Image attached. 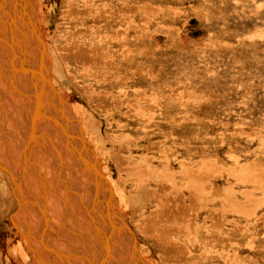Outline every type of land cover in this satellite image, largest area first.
I'll return each mask as SVG.
<instances>
[{"label":"rangeland","instance_id":"1","mask_svg":"<svg viewBox=\"0 0 264 264\" xmlns=\"http://www.w3.org/2000/svg\"><path fill=\"white\" fill-rule=\"evenodd\" d=\"M46 1H48L47 8L50 9V11L48 10L50 13L52 7H54L52 15L49 13L51 16L49 15L47 19V25L50 26L49 30L53 31V42L56 46L61 38L64 36L67 37V34L65 33H67L68 29L71 33L75 32L76 25L78 24L73 19V17L75 18L74 13H76V10H74L75 8L83 11L84 4H86L85 1H87L89 4L92 3L95 8L98 6L99 8H103L104 13H106L105 8L107 7L106 9H110L109 6L112 4L110 3L111 0H74V2L73 0ZM131 1L133 2L134 0ZM116 2L114 3L113 1L114 8L113 10L110 9V11H117L119 9V11L123 12L121 6H123L124 1H122L121 6H118ZM128 2L131 4L130 0H128ZM138 2L143 6L145 3L150 4V6L153 9L156 8L157 11L156 18L153 20L154 23L152 21V24L149 26H152L151 29L153 30L152 39L151 36H148L154 41L153 47H156V49L153 48L152 50H149V52H144L142 50V44L140 45V49L144 52V56L146 57L142 62V65L144 64L142 68L145 73L147 74L148 71H151L152 65L156 70V80L154 82V87L156 89V105L154 104L155 107L152 106L153 108H151L146 114L147 117H154H151L150 120L142 118V114H139L140 117L139 115L135 117L136 112L130 114L131 106L124 99V93L125 95L129 94V96L135 94L139 95L144 90H150L151 86L147 87V84H145V86L139 85V87H135V78L131 79L130 76L127 84L122 86L119 85L120 87H118L119 89L117 91L110 92L111 90H108L109 93H113V96L120 95L121 98L116 99L113 97V99H109L106 98V96H103L104 93H101L102 90H106L105 80L102 79L103 81L101 80L97 87L96 81L91 80L89 77H84V75L81 74L82 72H79L80 74L77 73V68L80 69L81 66L78 64L75 66L74 61L72 60H66L70 70L69 71L68 68L66 69L67 74L68 76L71 74L69 78L68 76H65V78L62 79V82L60 81L61 85H59V83L54 85L57 91L54 92V98L57 94H61L65 103L69 106H73L74 104H78V106L81 105L83 108L87 109L86 111L94 115L93 118L96 120V123H99L98 126L104 133L102 135L105 136V143L108 145V149L111 150V155L114 152V154H120L119 156H123L125 159L128 156L126 150L127 147H129V142L133 141L131 145L137 144L136 146H133L132 150V155L137 157L136 164H139L140 166L143 164L141 166L143 168H148L147 165H151L154 175L150 178V181H144L141 187L147 186L146 184L149 182L152 189L159 190L158 188L162 189L161 187L166 183L167 186H173L174 184V186L181 188L182 191H184L183 194H185L188 189L184 186L185 184L189 185L188 183L191 181H189L190 178H183V173L181 172L180 167L181 159L187 160L189 163L191 162L188 166L192 168H197V161H206L205 166L207 169L206 167V170L204 169L206 173L202 177H198L199 181L197 182V189L194 190L204 191L206 194H203V201L197 198L199 201L197 206L196 204L192 205L194 206V210L190 211V213L192 212L191 215L187 216L188 220L192 219L191 221H193L194 226L190 228L196 231V237L193 239L191 233L188 234V236L186 235L182 237V234L179 233L181 229L177 228V223L174 220H169V225L174 234L172 239L178 240V238H180L182 242L187 243L188 261L186 262V260H184L182 261L183 263L264 264V0H138ZM13 3H16L17 7L16 4L14 5ZM13 3V8H16H14V12L19 14L14 17L16 19L17 17L20 18L21 11V16L23 20L25 19L22 23L25 22L29 24L28 16L25 14L27 10H25L24 7L21 9L22 5L20 6V0H14ZM51 4L52 6H50ZM72 6L73 8H70ZM69 10L70 13L73 14L67 13ZM81 14L83 15L84 13ZM82 15H80V20L83 19L82 22L87 25H97L101 35L108 31L110 37L109 41L113 35L114 37H117V35L122 37L125 30L127 31L126 21H121L120 18L117 20L118 17L115 18L116 20L114 21V17L110 16L109 11L108 13L103 14L105 17L103 16L94 19L95 21L92 17H90L91 19H84L89 15ZM12 26L13 28L15 27L14 25ZM142 27H145V25L143 26L142 24ZM20 31H22V29H20ZM130 35L133 37L132 31L127 34V36ZM0 36L2 37V35ZM15 36L18 37V35ZM68 37L70 38L72 36L68 35ZM50 42H52V39ZM54 43L51 44L52 48H54ZM61 43L62 46L67 44L66 41ZM10 45L12 48L15 47L17 51L20 50L18 51L20 54L24 53V56L22 55V57L25 62V59H28V61L30 60L29 62H31L34 58H36V60L39 58L37 61L41 60V64L47 65L42 51L36 48H30L31 50L28 51L24 47L23 50H21L18 46H12V43ZM107 45L116 46V43L115 41L113 42L112 38L111 43H108ZM0 57L4 59L0 58V62L10 60L3 56ZM151 60L156 62V65H154ZM23 65L24 66H18V69L20 70L22 67L23 70L21 71H29L28 75L30 76H28V81L30 82L28 83V86L32 85L33 87L35 80L31 78V75L33 74L35 76V70L31 65L26 66L27 63ZM13 73V75H15L14 77L17 76V80H23L21 74H19L16 69L13 70ZM122 74L124 75V72H122ZM144 77L150 79L147 75ZM31 81H33V83ZM149 85L150 83H148V86ZM88 86L91 91L92 88H95L96 93L97 91H99V93H95L94 97L89 95L87 93V90L89 89L87 88ZM7 87L1 86L0 82V90ZM119 90L123 91L120 92ZM0 97H2L1 94ZM0 102V115L3 110L8 109L6 111L10 115L9 118H17V123L20 121L22 126L25 127L26 124H24V122H26V119L28 120L29 117L25 116V120L22 121L21 115H17V113L14 112V110L19 112V107L17 106L19 103L15 101V103H13V101L8 99H4V101L0 100ZM141 105L144 106V104ZM116 107H119L120 111L118 110L119 108L117 109ZM145 109L147 110L146 107ZM155 113L156 115H154ZM47 114L50 115L49 113ZM50 120L51 118H46L44 116L42 130L44 128L47 130L48 125L52 126L56 124L52 120L53 123L51 125V122H49ZM3 121L6 122V118L3 119ZM14 129L21 128H15L14 126L12 130L9 129L10 132L6 131L7 134L13 136V140H11L12 142L10 141L11 143L1 141L0 147L5 151H9L10 149L13 150L12 162H15L16 164L12 163L13 166L9 167V164L11 165V163L7 164V155L4 152H1L0 154V162H4V166L10 168H8L9 170L6 169L3 171L4 175L9 180V188L12 190L15 187L14 190H18V182L16 181L19 179V174L20 176H23L24 171L22 169L23 167L21 168V166H23L22 164H19V166L17 165V159L23 158L22 153L24 154L25 151L24 147H15V144L17 143L15 139L22 135V131L20 130L16 132ZM68 133L71 138L73 137L72 139L79 141L77 138L78 133H73L74 136H72L73 134H71V132L68 131ZM14 135L16 137H14ZM40 135V138L43 137L42 139H45L49 134L46 131H42ZM87 135L89 141H94V139L89 137V134ZM66 138H68V135ZM66 138H64L65 142L62 141L64 146H62V150L60 149V153L63 152L65 154L63 155L61 153V157L65 156V161H70L71 159L75 163L76 161L73 160L75 158H71L68 153L77 156L75 153H78V150L75 153L71 151V148L66 144ZM124 139L126 141H124ZM128 139L129 142H127ZM79 144L83 147L81 143ZM52 147L54 148V146ZM80 152L81 153L79 154H81V156H78L82 157L83 148ZM34 154H36V152ZM51 154L52 153H50V155ZM114 154L110 161V166L112 167L110 177L113 178L114 181L120 183V172L116 165ZM16 156L17 159H15ZM51 156H55V154H52ZM143 158L147 159L143 161ZM101 159L102 158H100V160ZM97 162H99V159ZM140 162L142 163L140 164ZM122 163L120 164L121 166ZM14 166L16 167V170L13 169ZM83 166L84 165L80 163V167L84 170L83 172L86 173L87 169ZM131 166L133 165L131 164ZM93 167L97 168L96 166ZM210 169L212 170L210 171ZM134 170H136V168H134ZM8 171L13 172L12 178L14 177V179L12 181H14V183L10 180ZM85 173H83L84 177L86 176ZM174 174L175 176H172ZM85 179L88 180V177L86 176ZM81 180L82 179H80V181ZM133 183L132 180H129L127 185L120 184L126 187V191H131L134 195H137L140 192V187H138V189L134 188L135 184ZM156 183H159L160 186ZM91 185L92 181L90 187L93 188ZM8 192L9 191L4 193V195H1L0 200L3 201L4 205L7 203L10 204L11 202V207L13 208V199ZM159 193L160 190L157 192L156 201L153 203H148V197H145V201L143 200V204L139 208H135L133 201H130L131 204L129 203L128 212L129 219L126 223L131 226L139 240L135 243L136 237L134 238L132 233L129 234L130 247L128 257L126 259L124 258V260L119 257L114 264H125V260H127V264L152 263L151 258L145 257V249H147V246L144 245L145 242L149 244L151 243L142 241L144 239L137 234L135 222L133 223L132 221V214L134 210H139L138 213H142L140 217L143 221V218L145 219V217L151 212L152 204H155L156 202V209L160 206L161 202L158 199L160 196ZM165 193L170 199L175 198V202L183 199V195H179L176 191L173 193ZM229 194L231 195L229 196ZM185 195L189 196V193H186ZM184 197L188 205L191 201L190 197ZM187 198L189 200H187ZM198 204H201L202 208H204L199 213V217L195 214V211L199 207ZM54 206H56V204H54ZM64 207L66 206L64 205ZM217 208H219L217 211H213ZM220 209L221 211H219ZM211 211L212 214L215 213L214 215L211 214L212 216L209 215V218L206 221L205 217L207 213ZM12 213L13 212L11 211V214ZM169 213L171 214V212ZM14 214L13 219L15 221L17 220V222L20 221L19 224L22 225L20 227H22L23 231H25L23 226L24 220H26L25 222L29 225L26 233L24 232V235L28 238L30 236L34 237L35 235L37 236L38 241L43 240L40 238L43 237V232L40 228V219L37 222L34 221L35 219H38V216L35 213H33L29 220L25 217L23 209L21 213L14 212ZM7 218L9 217H0V247L2 246V251L0 250V264H16V262H14L16 257L13 258L8 256V244L11 240V233L8 228L11 227L13 229L14 224H11ZM214 219L219 220L220 223L216 225V220L214 221ZM209 222L215 231H213V229L210 232L211 234H206V226L208 225L209 228ZM185 223L186 222L183 224ZM217 227H221L223 230L220 232ZM52 228L55 227L52 226ZM16 229L17 227L13 230L15 233ZM29 232L31 233L28 234ZM225 236L228 237V239ZM190 237L192 240H188ZM3 239L6 242H3ZM19 239L20 238L17 237L14 241ZM223 240L225 246H222L219 243V241ZM189 241H193V243L188 244ZM236 242L238 244H236ZM40 243L41 242H38V244ZM228 243L232 244L230 248V244ZM151 248L157 261L154 264H163V251L161 249L159 250L158 246L156 247V251L153 247ZM43 251L46 254L47 249L44 248ZM150 251L151 250H149V252ZM150 253L152 254V252ZM137 255H139L141 259L139 256L137 257ZM9 258L12 260H9ZM137 258H139V260ZM144 258H146V260ZM60 259L63 260V258ZM36 260L38 262L40 261V264H43L39 257H36ZM28 261L30 262L28 264H33L35 259H28ZM169 261L170 260H168V262ZM24 264L27 263L24 262Z\"/></svg>","mask_w":264,"mask_h":264},{"label":"bare ground","instance_id":"2","mask_svg":"<svg viewBox=\"0 0 264 264\" xmlns=\"http://www.w3.org/2000/svg\"><path fill=\"white\" fill-rule=\"evenodd\" d=\"M14 0H0V35H2V37L0 36V56H3L4 58L6 57L7 59H10L9 61H2L0 62V82H1V86H8L7 88H3V90H0V94L2 97H0L2 101H4V99H8L10 101H13V103L17 102L19 103V105L17 104V106L19 107V112L15 111V113H17V115H21V120L24 121L25 120V116L29 117V112L30 111V107L32 106V104L35 105V103L37 104L40 103H44L43 106L41 105L39 107V109L41 107H43L44 111L41 109V112H46L50 114L51 120L49 122H51L52 125V120L54 122H58L59 119V123L62 124V127L64 129L67 128L69 132L72 133H78L77 138L79 139V143L82 144V148H83V156L81 157V159L84 162H80L81 164H83L85 167L86 166H99L102 167L100 169H102L103 171L107 172V175L110 177V171H111V166H110V161H111V157L113 158V154L111 155V150L108 149V145L105 143L106 139L102 131V129L98 126L99 123H96V120L93 118L94 115H92L90 112L86 111L87 109L83 108L81 105L78 106V104H74L73 106H69L68 104L65 103L64 98L62 97L61 94H57L54 98V92L56 91L55 88V84L61 85L62 79L65 78V76H68L67 74V68L69 70V65L67 64L66 60H72L74 61L75 66H77V64L80 67V69H78L77 67V73L82 72L81 74L84 75V77H89L91 80L96 81L97 83V87L99 86V83L101 82V80H105L106 82V90H100L101 93H104L103 96H106V98L109 99H113V97H115L116 99H120V95H116L113 96V93H109L108 90L112 91H117L120 87L119 85H126L127 82L130 79L135 78V87H139L140 86H145V84H147V87H150V90H144L142 91V93H140L139 95L135 94L132 96L125 95L124 93V99L125 101L128 102V104L131 106V113L130 114H134V112H136V116L139 114H142L143 117L142 118H146V120H150L151 117L154 116H150L147 117L146 114L150 111L151 108H153L152 106H154V104L156 105V89L154 87V82L156 80V73H155V69L154 66L152 65L151 67V71H148V73L146 74L144 69L142 68V62L145 60V56H144V52H149V50H152L154 41H152V33L153 30L151 29V27H149L152 24V21L155 20L156 18V8H152L150 6V4L147 3H143L144 6L142 4H140L138 2V0H134L133 2L130 0L131 4H129L128 0H111L110 3H112L109 7L110 9L113 10V1L114 3L116 2L118 4V6L122 4V1H124L122 9L123 12L119 11V9L117 11H110V9H106L105 8V12L108 13V11L110 12V16L114 17V21L116 20L115 18H117V20L120 18L121 21H126L127 24V31L125 30V33L123 34V36L121 37L120 35H117V37H114V35L111 37V39L113 38V42L115 41L116 46L114 45H107L108 43H111V39L109 41V35H108V31L103 33V35H101L99 27H97V25L94 24H85L84 22H82L83 19L80 20V15H82L81 13H84L83 15H89L87 18L84 19H88L90 17L94 19H98L103 17L104 10L103 8H99L96 7L91 3H87L84 4V8L83 11L82 10H77L76 8L74 10H76V13H74L75 18L73 17V19L78 23V27L76 25V30L74 33H71L70 30L68 29L67 33V37L64 36L63 38H61L60 42H58L57 46L56 44L53 42L54 41V34H52L53 31H50L49 28L50 26L47 25V19L49 17V15L53 13V9L54 7H52L51 9V13L49 12L50 9L47 8V3L48 1L46 0H20V6L21 9L22 7H24L25 10H27V12H25L26 16H28V23H25L22 21V13L20 11V18L17 17V19L14 17L15 15L18 16L19 14L16 12H14V8H13V3ZM90 1V0H89ZM74 2V0H73ZM94 2V1H92ZM121 2V3H120ZM17 3V2H16ZM15 3V4H16ZM109 3V4H110ZM133 3V4H132ZM14 4V3H13ZM14 4V5H15ZM106 4V5H109ZM116 5V4H115ZM52 6V4L50 5ZM17 7V4H16ZM70 8H73L70 7ZM16 9V8H15ZM23 9V10H24ZM20 10V9H19ZM49 10V11H48ZM17 11V10H16ZM82 11V12H81ZM19 12V11H18ZM67 12V11H66ZM73 12V11H72ZM50 13V14H49ZM70 13V10L69 12ZM18 14V15H17ZM73 14V13H70ZM78 14V16H77ZM50 15V16H51ZM82 15V16H83ZM91 15V16H90ZM24 16V15H23ZM65 16V15H64ZM69 16V14H68ZM109 16V15H108ZM105 17V16H104ZM22 19V20H20ZM91 19V18H90ZM51 20V19H50ZM95 21V20H94ZM104 21V20H103ZM154 23V21H153ZM121 24V23H120ZM145 25V27H142ZM14 25L15 27L13 28ZM88 26V27H87ZM101 28V27H100ZM130 28V29H129ZM20 29H22V31H20ZM58 30V29H57ZM109 30V29H108ZM123 30V29H122ZM13 31V32H12ZM50 31V32H49ZM133 32V37L132 35L127 36V34L129 32ZM69 32V33H68ZM156 32V31H155ZM14 34V35H13ZM156 34V33H155ZM15 35H18L15 36ZM58 35V34H57ZM68 35H71L72 37H68ZM8 40H6L4 37ZM53 36V37H52ZM151 36V39L148 37ZM49 37V38H48ZM21 38V39H19ZM52 39V42H50ZM66 41L67 44H65L64 46H62L61 42ZM12 43V46H18L21 50H23V47L26 48L28 51H30V48H36L40 51H42L44 58H45V62L47 63V65L45 64H41L39 60V58L36 60V58H34L31 62L28 61V59H25L26 62L24 61L22 55L24 54H20L18 51L20 50H16L15 47L12 48L10 44ZM54 43V48L51 47V44ZM142 44L143 46V51L140 49V45ZM17 47V49H18ZM111 49V50H109ZM147 49V50H146ZM156 49V47L154 48ZM64 50V52H63ZM24 52V51H23ZM59 52V53H58ZM31 53V52H30ZM41 53V54H42ZM110 53V54H109ZM34 54V53H33ZM152 54V53H151ZM147 55V54H146ZM153 55V54H152ZM24 56V55H23ZM39 57V56H38ZM2 58V57H0ZM26 58V57H25ZM29 58V56H28ZM3 59V58H2ZM4 60V59H3ZM16 62V64H15ZM151 62L156 65V62L152 61ZM26 66L31 65L32 68H34L35 70V76L32 74L31 78L35 80L33 88H34V92H35V96L33 97H27L26 100L23 97V99L18 98L17 96V91L16 93H14V89H16L17 86L15 83V79L16 77H14L15 75H13V70L16 69L17 72L19 74H21L22 76V81L18 80L21 84H23L25 87H28V83L30 81L28 76V70L27 71H21L23 70L22 67L19 70L18 66L23 64H26ZM40 63V64H39ZM148 63V62H147ZM70 64V62H69ZM149 64V63H148ZM151 64V63H150ZM44 65V66H42ZM30 66V67H31ZM148 66V65H147ZM29 67V68H30ZM146 67V66H145ZM64 68V69H63ZM7 70V71H6ZM30 70V69H29ZM149 70V69H148ZM70 71V70H69ZM10 74H9V73ZM21 72V73H20ZM34 72V71H33ZM41 72V73H40ZM43 72V73H42ZM122 72H124V75L122 74ZM147 72V71H146ZM80 74V73H79ZM9 75V76H8ZM71 74H69L70 76ZM145 75H147L150 79L144 77ZM68 76V78H69ZM25 78V79H24ZM40 78V79H39ZM72 78V77H71ZM39 79V80H38ZM15 80V81H14ZM102 80V81H103ZM61 81V82H60ZM33 83V81H31ZM55 82V83H54ZM48 85H47V84ZM148 83H150V85L148 86ZM43 84V92L42 94L39 93V91L41 90V86ZM18 85V83H17ZM31 85V84H30ZM32 86V85H31ZM49 86V87H48ZM104 86V85H103ZM20 87V86H19ZM18 87V88H19ZM96 87V88H97ZM17 88V89H18ZM87 88H89L87 90V93L89 95H92L94 97V94L96 93L95 88H92V91L90 90V87L88 86ZM30 89V87H29ZM28 89V90H29ZM54 89V90H53ZM63 89V88H62ZM122 89V87H121ZM23 90V89H22ZM58 90V89H57ZM60 90V89H59ZM86 90V89H85ZM2 91V92H1ZM25 91V90H24ZM120 91V90H119ZM123 91V90H121ZM120 91V92H121ZM136 91V90H135ZM5 92V93H4ZM19 92H21L19 90ZM41 92V91H40ZM27 93V92H25ZM97 93H99V91H97ZM96 93V94H97ZM121 94V93H120ZM31 95V94H30ZM99 95V94H98ZM103 98V97H102ZM105 98V99H106ZM29 99V100H28ZM57 99V101H56ZM107 100V99H106ZM105 100V101H106ZM15 101V102H14ZM25 102V103H24ZM111 102V101H110ZM1 103V102H0ZM5 103V102H3ZM2 103V104H3ZM11 103V102H10ZM12 103V104H13ZM21 103H24L23 105H21ZM113 103V102H111ZM144 104V106H142L141 104ZM11 104V105H12ZM21 105V106H20ZM100 105V104H99ZM98 107V106H97ZM145 107L147 108V110L145 109ZM155 107V106H154ZM117 108V107H116ZM119 108V107H118ZM117 108V109H118ZM133 109V110H132ZM155 109V108H154ZM8 110V109H6ZM6 110L2 111V114L0 115V142L1 141H7L8 143H11L13 140V136L10 134H7L6 131H9V129H13V128H7L9 126H7L9 123L11 124L12 127L15 126V128H22V124L20 123V121L17 123V118L15 119H10V115L8 114V112ZM33 110V108L31 109ZM120 111V108L118 109ZM133 111V112H132ZM1 112V111H0ZM35 114V113H34ZM16 115V116H17ZM41 115V114H40ZM39 117H42L40 116ZM59 115V116H58ZM152 115V113H151ZM156 115V113L154 114ZM140 117V115H139ZM6 118V122L3 121V119ZM33 118V116H32ZM44 118V117H43ZM47 118V117H46ZM57 118V119H56ZM38 119V118H37ZM63 119V121H62ZM49 120V119H48ZM38 121V120H37ZM40 121V120H39ZM23 123V122H22ZM38 123V122H37ZM41 123V121H40ZM41 125V124H40ZM38 125V127L40 126ZM156 125V124H155ZM55 126V125H54ZM26 127V125H25ZM5 129V130H4ZM39 129V128H38ZM37 129V130H38ZM45 130V128L43 129ZM87 130V131H86ZM30 131V130H29ZM40 131V130H39ZM10 132V131H9ZM42 132V131H41ZM61 134V133H60ZM64 134V133H63ZM89 137L94 139L93 145H91L90 141L88 140V135ZM40 135V134H39ZM43 135V134H42ZM65 135H67L65 133ZM74 135V134H73ZM72 135V136H73ZM33 136V135H32ZM36 136V135H35ZM41 136V135H40ZM14 137H16L14 135ZM45 137V136H44ZM63 137V136H62ZM61 137V138H62ZM65 137V136H64ZM111 137V135H110ZM24 138V137H23ZM43 138V137H41ZM47 138V140L49 139L48 136L45 137V139ZM51 138V137H50ZM60 138V139H61ZM66 138V137H65ZM71 138L68 135L69 139ZM73 138V137H72ZM71 138V139H72ZM89 138V139H90ZM70 139V140H71ZM91 139V140H92ZM20 140V139H19ZM41 140V139H39ZM44 140V139H43ZM42 140V141H43ZM65 140V139H63ZM75 140V139H74ZM11 141V142H10ZM16 141V139H15ZM67 141V140H66ZM121 141V140H120ZM124 141H126L124 139ZM123 141V142H124ZM127 142H129V139L127 140ZM126 142V143H127ZM133 142V141H132ZM132 142H129V147H127L126 152L128 153V156L124 159L123 156H119L118 154H114V159L116 161V165L119 168V172H120V183H122L123 185H127V182L130 180H132L135 184L134 188L140 187V192L137 195H134L131 191H126V187H124L122 184H120L119 182H116L113 180V178L110 177V180L108 181L109 184L107 185L109 187V189L106 188V191H115L114 194L118 193V195L120 196V198L122 199L125 198V200L128 202V204L133 201V204L135 205V208H139L142 204H143V200L145 201V197H148V203L151 202L153 203L154 201H156V195L157 192L160 190V196L158 197V199L160 200V206H158V208L156 209V202L155 204H152L151 207V212L148 214V216L145 217V219L143 218V221L140 217L141 214H139V210H134L133 214H132V221L133 223L135 222V226L137 229V234L142 237L144 240L142 241H147L150 242L146 243L144 245L147 246V249H145V257L146 258H151L152 263L154 264L156 261V256L154 255V252L152 251V248H154V250L156 251V247L158 246L159 250L161 249L163 252L162 254L164 255V260H162L164 263L163 264H186L185 262L183 263L182 261L186 260V262L188 261V247L187 243L182 242V240L180 238L177 239H172V237L174 236V234L172 233V228L170 227V221L169 220H174L177 223V228L181 229L179 231V233L182 234V237L184 236H188V234H192L193 239L196 237V234L192 228L194 224L193 221H191L192 219H187L188 215H191L190 211L194 210V204H196L199 202L197 198L199 199H203L204 195L206 194L204 193V191H194L195 189H197V182L199 181L198 177H202L206 172L205 170L207 169V167L205 166L206 161L205 160H199L197 161V168H192L189 167L188 165L191 164V162L189 163L187 160H182L181 159V172L183 173V178H190L188 184H185V188L188 189L186 193H189V196L183 194L184 191H182L181 188L176 187L171 185L167 186L166 184L163 185V187H161L162 189L158 188L159 190L156 189H152L151 184L148 182L146 185L147 186H142L144 181H150V178L153 175V169L151 167V165H147L148 168H143L141 167L139 164H136V156L132 155V150H133V146H136L137 144H133L131 145ZM45 143V142H44ZM56 143V142H55ZM68 143V141H67ZM122 143V141H121ZM4 144V143H3ZM2 144V145H3ZM47 144V143H46ZM57 144V143H56ZM1 145V146H2ZM11 145V144H10ZM19 145V144H18ZM73 145V144H72ZM5 146V145H4ZM56 146V145H55ZM76 146V145H75ZM123 146V145H122ZM127 146V145H126ZM149 146V145H148ZM12 147V146H11ZM71 147V146H70ZM125 147V146H124ZM146 147V146H145ZM144 147V148H145ZM183 147V146H182ZM9 148V147H8ZM113 148V147H112ZM147 148V147H146ZM7 149V147H6ZM59 149V148H57ZM122 149H126V148H122ZM29 150V148H28ZM39 150V149H38ZM43 150V148H42ZM73 152H76L78 149L76 147H72V149H70ZM92 150V152H91ZM114 150V148H113ZM145 150V149H144ZM27 151V150H26ZM61 151V150H60ZM116 151V150H115ZM121 151V150H120ZM148 151V150H147ZM1 152L6 153L7 155V164L11 163V165L9 164V167L13 166L12 163V152L13 150L10 149L9 151H5L3 150L2 147H0V154ZM16 152V151H15ZM19 152V151H17ZM21 152V151H20ZM117 152V151H116ZM115 152V153H116ZM28 153V152H27ZM35 153V152H34ZM63 153V152H62ZM81 153V152H80ZM15 154V153H13ZM20 154V153H18ZM23 154V153H22ZM29 154V153H28ZM65 154V153H64ZM77 154V152L75 153ZM122 154V152H121ZM173 154V153H172ZM17 155V154H16ZM27 155V154H25ZM36 155V154H35ZM52 155V154H51ZM62 155V154H61ZM69 156H71V158H75L72 155H70L68 153ZM67 155V156H68ZM79 155V153H78ZM81 155V154H80ZM91 155L92 160L94 159V161H98L97 165L95 163H90L89 161V157ZM126 155V154H125ZM28 156V155H27ZM34 156V155H33ZM37 156V155H36ZM40 156V155H38ZM68 156V157H69ZM148 156V155H147ZM153 156V155H151ZM156 156V155H154ZM19 157V155H18ZM65 157V156H64ZM64 157H62L63 159H65ZM78 157V156H77ZM172 157V156H171ZM27 158V157H26ZM29 158V157H28ZM61 158V157H60ZM100 158H102L100 160ZM149 158V157H148ZM152 158V157H151ZM14 159V158H13ZM15 159H17L15 157ZM33 159V158H32ZM35 159V158H34ZM38 161V158H36ZM40 159V158H39ZM46 159V158H45ZM144 159V158H143ZM147 159V158H145ZM145 159L143 161H145ZM153 159V158H152ZM0 160H1V155H0ZM18 160V159H17ZM16 160V161H17ZM23 160V159H22ZM66 160V159H65ZM74 160V159H73ZM155 160V159H154ZM68 161V160H67ZM142 161V160H140ZM147 161V160H146ZM153 161V160H152ZM17 165L19 166L20 162L19 160L17 161ZM22 162V161H21ZM24 162V161H23ZM23 166H21V168L23 167V171L25 173L26 171V167H24V163ZM65 162V161H64ZM124 162V163H122ZM195 162V161H194ZM4 162H0V197L1 195H4V193H6L7 191H11V189L9 188L8 185V179L6 178V176L4 175L3 171L4 170H9L10 168L7 166H4L3 164ZM73 163V162H72ZM122 163V166L120 165ZM142 162H140L141 164ZM217 163V162H216ZM16 164V163H15ZM31 164V163H30ZM45 164V163H44ZM69 164V163H68ZM130 164V165H129ZM131 164L133 166H131ZM148 164V163H145ZM16 165V166H17ZM47 165V164H46ZM194 165V163H193ZM191 165V166H193ZM196 165V164H195ZM207 165V164H206ZM71 166V165H70ZM83 166V167H84ZM44 167V166H43ZM51 167V166H50ZM156 167V166H154ZM171 167V166H170ZM206 167V169H205ZM9 168V169H8ZM49 168V167H47ZM52 168V167H51ZM98 168V167H97ZM134 168H136V170H134ZM12 169V168H11ZM14 170H16V167H13ZM20 169V168H18ZM17 169V170H18ZM205 169V170H204ZM209 169V168H208ZM219 169V168H217ZM13 170V171H14ZM21 170V169H20ZM82 170V169H81ZM90 170V169H89ZM212 169H210L211 171ZM215 170V169H214ZM22 171V172H23ZM84 170H82L83 172ZM91 171V170H90ZM18 172V171H17ZM79 172V171H78ZM178 172V171H177ZM208 172V171H207ZM34 173V172H33ZM85 173V172H83ZM155 173V172H154ZM7 174V173H5ZM8 174L10 175V180L12 181L14 179V177L12 178V174L13 172H9ZM19 174V173H18ZM27 175V173H25ZM50 174V173H49ZM86 174V173H85ZM101 174V173H100ZM156 174V173H155ZM181 174V173H180ZM33 175V174H32ZM162 175V174H161ZM218 175V174H217ZM8 176V175H7ZM16 176V175H15ZM20 176L19 174V179H17L18 181V185L21 184V181L24 182V180L26 181L25 178H27L26 176L24 177ZM69 176V175H68ZM172 176H175L172 175ZM179 176V175H178ZM31 177V176H30ZM145 177V178H144ZM171 177V176H170ZM219 177V176H218ZM12 178V179H11ZM56 178V177H55ZM159 178V177H158ZM162 178V177H161ZM221 178V177H220ZM164 179V178H163ZM90 180V179H88ZM154 180V179H153ZM158 180V179H157ZM162 180V179H161ZM85 181V180H84ZM164 181V180H163ZM162 181V182H163ZM183 181V180H182ZM14 183V181H12ZM11 182V183H12ZM167 182V181H165ZM12 183V184H13ZM25 183V182H24ZM37 183V182H36ZM66 183V182H65ZM102 183V182H101ZM161 183V182H159ZM159 183H156L157 185ZM17 184V183H16ZM26 185V184H25ZM130 185V184H128ZM154 185V184H153ZM199 185V184H198ZM201 185V184H200ZM160 186V184L158 185ZM22 187V186H21ZM24 187V185H23ZM154 187V186H153ZM169 187V188H168ZM15 188V187H14ZM13 188V189H14ZM24 188H28L27 185ZM78 188V187H77ZM98 188V187H97ZM104 188V187H103ZM168 188V189H167ZM146 191H144V190ZM28 190V189H27ZM99 190V189H98ZM143 190V191H141ZM156 190V191H155ZM203 190V189H202ZM217 190V189H216ZM31 191V190H30ZM87 191V190H86ZM174 191H176V193H179L183 195V199L181 201L175 202V198L174 199H170V197L168 195H166L165 192H169V193H173ZM19 192V191H18ZM134 192V191H133ZM233 192V191H232ZM30 193V192H29ZM215 193V192H214ZM231 193V192H229ZM9 194V192H8ZM78 194V192H77ZM104 194V192L102 193ZM233 194V193H232ZM10 195V194H9ZM38 195V194H37ZM99 195V194H98ZM97 195V196H98ZM113 195V194H112ZM176 195V194H175ZM227 195V194H226ZM224 195V196H226ZM231 194H229L230 196ZM234 195V194H233ZM232 195V197H233ZM245 195V193H244ZM115 196V195H114ZM190 197V202L186 203V199L185 197ZM228 196V195H227ZM226 196V198H228ZM240 196V195H239ZM238 196V197H239ZM99 197V196H98ZM105 197V196H103ZM116 197V196H115ZM131 197V198H130ZM165 197V198H164ZM216 197V196H215ZM245 197V196H244ZM93 198V197H92ZM97 198V197H96ZM102 198V197H100ZM107 198V197H106ZM117 198V197H116ZM217 198V197H216ZM222 198V197H221ZM246 198V197H245ZM4 199V197H3ZM58 199V198H57ZM91 199V198H90ZM104 199V198H102ZM224 199V198H223ZM231 199V198H230ZM250 199V198H248ZM83 200V199H82ZM95 200V199H94ZM105 200V199H104ZM120 200V199H119ZM187 200H189L187 198ZM253 200V198H252ZM0 200V217L5 216V217H9L7 219H9L8 221L12 224H14V228L17 227L16 229V233L14 230V228L12 229L11 227L8 228V230L11 233V240L9 242V253L8 256L10 257H16V259L14 260V262H16V264H24V262H26L27 264L30 263L28 261V259H35V262L33 264H40L37 260L36 257L40 258V260L44 263V259L41 256V254L44 253L39 251V249L36 250V248H41V247H34L35 242H40L37 240V236L34 235L30 236L29 238L24 235V232L21 224H19V222H17V220L15 221L13 219V214H11L10 209L12 210L13 208L11 207V202L10 204L7 203L6 205L3 204V201ZM44 201V200H42ZM107 201V200H106ZM203 201V200H202ZM215 201V200H214ZM233 201V200H232ZM5 202V201H4ZM113 202V201H112ZM246 202V201H245ZM28 203V202H27ZM45 203V202H44ZM84 203V202H83ZM87 203V202H86ZM97 203V202H96ZM101 203V202H100ZM115 203V202H114ZM147 203V202H146ZM239 203V201H238ZM242 203V202H241ZM249 203V201H248ZM50 204V203H49ZM95 204V203H94ZM98 204V203H97ZM102 204V203H101ZM104 204V203H103ZM204 204V202H203ZM218 204V203H217ZM44 205V204H43ZM105 205V204H104ZM151 205V204H150ZM221 205V204H220ZM226 205V204H225ZM229 205V204H228ZM42 206V205H41ZM49 206V205H47ZM95 206V205H94ZM106 206V205H105ZM117 206V205H116ZM123 206V205H121ZM198 208L195 211L196 216L199 217V213L204 209L202 208L201 204H198ZM227 206V205H226ZM243 206V205H242ZM99 207V206H98ZM97 207V208H98ZM102 207V206H101ZM100 207V208H101ZM107 207V206H106ZM115 207V206H114ZM204 207V206H203ZM221 207V206H220ZM228 207V206H227ZM117 208V207H116ZM229 208V207H228ZM232 208V207H231ZM108 209V208H107ZM133 209V208H132ZM146 209V208H145ZM219 208L213 210V211H217ZM35 210V209H34ZM45 210V209H44ZM118 210V209H117ZM157 210V211H156ZM209 210V209H208ZM211 210V209H210ZM228 210V209H227ZM226 210V211H227ZM29 211V210H28ZM46 212L48 210H45ZM221 211V209L219 210ZM229 211V210H228ZM227 211V212H228ZM45 212V213H46ZM124 212V211H123ZM171 212V214L169 213ZM224 212V211H223ZM51 213V212H50ZM50 213H46V214H50ZM115 213V212H114ZM117 213V212H116ZM119 213V212H118ZM215 213V212H214ZM214 213L212 214L211 212H208L205 219L206 221L209 218V215H214ZM217 213V212H216ZM220 213V212H219ZM235 213V212H233ZM221 214V213H220ZM224 214V213H223ZM222 214V215H223ZM228 214V213H227ZM15 215V214H14ZM22 215V214H21ZM39 215V214H38ZM45 215V214H44ZM53 215V214H52ZM51 215V216H52ZM118 215V214H117ZM211 215V216H212ZM232 215V214H231ZM194 216V214H193ZM237 216V215H236ZM22 217V216H21ZM44 217V216H43ZM124 217V216H122ZM139 217V218H138ZM191 217V216H190ZM247 217V216H246ZM15 218V217H14ZM125 218V217H124ZM214 218V217H213ZM218 218V217H217ZM232 218V217H231ZM240 218V217H238ZM4 219V218H3ZM40 219V218H39ZM47 219V218H45ZM114 219V218H113ZM200 219V218H199ZM221 219V218H220ZM20 220V219H19ZM124 220V219H123ZM216 220V225H218L220 222L217 219H214V221ZM223 220V219H222ZM232 220V219H231ZM240 220V219H239ZM250 220V219H249ZM42 221V219H41ZM247 221V218H246ZM182 222V224H181ZM184 222H186L185 224H183ZM226 222V221H225ZM239 222V221H238ZM42 223V222H41ZM40 223V224H41ZM105 223V222H104ZM123 223H126V221L124 220ZM214 223V222H213ZM228 223V222H226ZM225 223V224H226ZM230 223V222H229ZM232 223V221H231ZM235 223V222H234ZM210 226L208 228V225L206 226V234H211V230H213V226H211V223L209 222ZM248 224V222H247ZM123 225V224H121ZM215 225V224H214ZM235 225V224H234ZM39 226V225H38ZM104 226V225H103ZM125 226L128 229V233L134 235L133 237L135 238V243L136 241H138V237L136 236V233L133 231V229L131 228V226L126 223ZM239 226V225H237ZM108 227V226H107ZM129 227L131 228V230L129 229ZM240 227V226H239ZM50 228L53 229L50 225ZM62 228V227H61ZM98 228V227H97ZM114 228V227H113ZM123 228V227H122ZM233 228V227H232ZM99 229V228H98ZM119 229H121L119 227ZM217 229L221 232L223 230V228L221 227H217ZM226 229V228H225ZM224 229V230H225ZM230 229V228H229ZM234 229V228H233ZM54 230V229H53ZM52 230V231H53ZM105 230V229H104ZM115 229H113L114 231ZM231 230V229H230ZM33 231V230H32ZM83 230H81L82 232ZM123 231V229L121 230ZM125 231V230H124ZM127 231V230H126ZM215 231V229L213 230ZM217 231V230H216ZM242 231V230H241ZM51 231H49L50 233ZM55 232V230H54ZM71 232V231H70ZM108 232V231H107ZM115 232V231H114ZM244 232V231H243ZM26 233V232H25ZM31 232H29L30 234ZM42 233V232H41ZM228 233V230H227ZM226 233V234H227ZM46 233H43V237L45 236ZM68 234V231H67ZM81 234V233H80ZM86 234V233H85ZM88 234V233H87ZM248 234V233H247ZM41 235V234H40ZM41 235V236H42ZM51 235V233L49 234ZM53 235V234H52ZM63 235V234H62ZM69 235V234H68ZM66 235V239L67 236ZM71 235V234H70ZM69 235V236H70ZM82 235V234H81ZM108 235V234H107ZM88 236V235H87ZM99 236V235H98ZM130 236V235H129ZM20 238L19 240H15V238ZM64 237V236H63ZM73 237V236H72ZM101 237V236H99ZM226 237V236H225ZM224 237V238H225ZM74 238V237H73ZM220 238V237H219ZM223 238V239H224ZM228 239V237H226ZM60 239V238H59ZM69 239V237H68ZM75 239V238H74ZM82 239V238H80ZM86 239V238H85ZM230 239V237H229ZM30 240H34L33 242H31ZM37 240V241H36ZM40 240V239H39ZM71 240V239H70ZM99 240V239H98ZM109 240V239H108ZM188 240H192V238L190 237ZM251 240V239H250ZM42 241V240H41ZM82 241V240H81ZM134 241V240H133ZM218 241V240H217ZM237 241V239H236ZM3 242H6L3 239ZM65 242V241H64ZM84 242V241H83ZM88 242V241H87ZM108 242V241H107ZM114 242V241H113ZM232 242V241H231ZM238 242V241H237ZM236 242V244H238ZM2 243V242H1ZM43 243L45 244L46 242L43 241ZM55 243V242H54ZM75 243V242H74ZM73 243V244H74ZM98 243V242H97ZM96 243V245H97ZM118 243V242H117ZM134 243V242H133ZM193 243V241H189L188 244ZM218 243V242H217ZM219 243L223 246L224 245V240L223 241H219ZM5 244V243H3ZM1 244V245H3ZM56 244V243H55ZM60 244V243H57ZM87 244V243H86ZM111 245V243H109ZM116 244V243H115ZM157 244V245H156ZM226 244V243H225ZM230 244V243H228ZM234 244V243H233ZM46 246H48L47 244H45ZM67 245V244H66ZM76 245V244H74ZM79 245V244H78ZM77 245V247H79ZM120 245V244H118ZM137 245V244H136ZM135 245V246H136ZM217 245V244H216ZM232 244H230L229 248L231 247ZM235 245V244H234ZM233 245V246H234ZM246 245V244H245ZM50 246V245H49ZM83 246V245H82ZM88 246V245H87ZM85 245V247H87ZM94 246V245H93ZM92 246V247H93ZM194 246V245H193ZM225 246V245H224ZM232 246V247H233ZM236 246V245H235ZM248 246V245H247ZM2 247V246H1ZM0 247V250L2 251V248ZM68 247V245H67ZM67 247H62V248H67ZM75 247V246H74ZM75 248V253H76V249ZM90 247V246H89ZM88 247V248H89ZM112 248L114 247L113 245L111 246ZM139 247V246H137ZM43 248V247H42ZM58 248V247H57ZM73 248V246H72ZM128 248V247H127ZM227 248V247H226ZM47 249V248H46ZM54 249V248H52ZM51 249V250H52ZM61 249V248H60ZM59 249V250H60ZM68 249V248H67ZM90 249V248H89ZM96 249V248H94ZM93 249V250H94ZM99 249V248H98ZM222 249V248H221ZM235 249V247H234ZM55 250V249H54ZM62 250V249H61ZM73 250V249H71ZM97 250V249H96ZM138 250V249H137ZM149 250H151L150 252H152V254L149 252ZM232 250V249H231ZM57 251V250H56ZM84 251V250H83ZM87 251V250H86ZM92 250L90 249V252ZM120 251V250H119ZM222 251V250H221ZM220 251V252H221ZM79 252V251H78ZM85 252V251H84ZM83 252V253H84ZM94 252V251H92ZM100 252V251H99ZM122 252V251H120ZM119 252V253H120ZM142 252V251H140ZM224 252V251H222ZM79 255H82L81 252H79ZM88 253V252H86ZM106 253V252H105ZM115 253V252H114ZM139 253V252H138ZM190 253V251H189ZM71 254H74L73 251L71 252ZM112 254V253H111ZM123 254V253H122ZM222 254V253H221ZM50 255V253H49ZM47 255V256H49ZM65 255V253H64ZM143 255V254H142ZM141 255V256H142ZM217 255V254H216ZM88 256V255H86ZM139 255H137L138 257ZM154 256V258H153ZM235 256V255H234ZM50 257V256H49ZM84 258V255L82 256ZM92 257V256H91ZM143 257V256H142ZM190 257V256H189ZM227 257V256H226ZM232 257V256H231ZM47 258V257H46ZM97 259V257H95ZM100 258V257H99ZM109 258V257H107ZM139 258L141 259V257L139 256ZM139 258H137L139 260ZM146 258H144L146 260ZM153 258V259H152ZM216 258V257H215ZM11 258H9L10 260ZM234 259V257H233ZM12 260V259H11ZM47 260V259H46ZM49 260V259H48ZM85 261H81V264H92V261L87 257V259H83ZM112 260V259H111ZM124 260V259H123ZM143 260V259H142ZM141 260V261H142ZM168 260H170L168 262ZM51 261V260H50ZM54 263L51 264H59L61 263L60 261H62V259H55L54 258ZM97 261V260H96ZM115 261V260H114ZM113 261V262H114ZM63 262V261H62ZM138 262V261H137ZM168 262V263H167ZM79 263V262H78ZM101 264H107V262L103 261V259H101L100 261ZM110 263V261H109ZM140 263V262H139ZM238 263V262H237ZM32 264V263H31ZM65 264V263H64ZM77 264V263H76ZM122 264V263H121ZM125 264H127V260H125Z\"/></svg>","mask_w":264,"mask_h":264},{"label":"crops","instance_id":"3","mask_svg":"<svg viewBox=\"0 0 264 264\" xmlns=\"http://www.w3.org/2000/svg\"><path fill=\"white\" fill-rule=\"evenodd\" d=\"M15 80L14 81H15L16 85H14V86H17V87H16V89L15 88H13V89H14V93H16V91H17L16 94H17L18 98L22 97L21 99H23V97L27 96V95H28L27 96L28 98L35 96L34 95L35 94L34 88L32 86L25 87L23 84H21L17 80V78ZM17 83H18V85H17ZM29 87H30V89H29ZM19 90L21 92H19ZM42 90H43V84H42L41 90H40L41 93L43 92ZM25 92H27V93H25ZM27 97H24L25 100ZM56 101H57V99H56ZM24 103H21V105H23ZM43 104L44 103L40 104V106L41 105L43 106ZM38 107H39L38 102H37V104L35 103V105L32 104V106L30 107V111H32V112H29V114L31 113L29 115V119L28 120L26 119V122H24V124H26V127H22L21 129H14L16 132L20 131V130L22 131V135L16 138L17 143L15 144L16 145L15 147H24L25 153L22 154L23 158H18V160H19L20 164L24 161L23 162L24 167H26L25 173H27V175L24 172H23V175H25L27 178H25L26 181L24 180L25 183L21 181V184L17 185L18 190L12 189L11 191H9L10 195L12 196L13 203H14L13 209L12 210L10 209V211H12L13 213L14 212L15 213L16 212L21 213V211L23 209V211L25 213V217L27 218V220H29L31 218L33 213H35L38 216V219H35L34 221L37 222L40 218V223L42 222L40 224L41 231L43 233H46L44 237H40V238L43 239L42 241L46 242L45 244H47L48 246H46L42 241H40L41 242L40 244H38V242H35L32 244H35L34 245L35 248L41 247V245H42L43 248L42 247L36 248V249H39V251H41V252H43L44 248H47L46 254L45 253L41 254V256L44 259V263L41 261L43 264L54 263L55 262L54 258L55 259L63 258V260H62L63 262L60 261L62 264H64V263L65 264H76V263L81 264V261H83V259H85V258L87 259V257L92 261V264H101L100 263L101 259H103V261L107 262V264H114V262L119 257L121 259H124V258L126 259L128 257V253H129L130 239H129L128 229L125 226L126 223H123V222H124V220L126 222H128V219H129V216H128L129 204H128V202L123 197L121 199L120 196L118 195V193L114 194L115 191H108V190L106 191V188L109 189V187L107 185L109 184L108 181L110 180V177L107 175V172L100 169L99 166H97L98 168H94L93 166L92 167L86 166V169H87L86 170V176L88 177V179H90V180H87V179H85L86 176L84 177L83 173L81 172L82 168L80 167V162L81 161L84 162L81 159V157L74 156L75 157L74 160L76 162L74 163V161H72L70 159V161H68V162H69V165H71L72 167L67 165L68 162L65 161L64 159H62V157H61L62 152L60 153V149L62 150V146H64L63 142H62V141H64L63 140L65 138L64 136L67 137V135H64L65 131L62 127V124L59 123L60 119L58 122H55L56 123V124H54L55 126L54 125H52V126L48 125L47 130H42V125L44 124L43 123V117L44 116L40 112H41V109L43 111H44V109H43V107H41L40 109ZM32 108H33V110H31ZM35 115L38 118L37 119L38 121H36V123L37 122L38 123L36 125V136L35 135L32 136V126H31L32 124H31V122L33 120L32 116H35ZM39 115L42 117H39ZM39 120L41 121V123ZM38 125H40V126L38 127ZM7 126H9L7 128H13L10 123ZM10 130H12V129H10ZM41 131H46L49 134V135H47L49 138L48 140L47 139L43 140L42 138H40L39 134L41 133ZM61 137H62V140L60 139ZM39 139H41V140H39ZM67 141L70 145L73 144L72 147L73 146L76 147L78 149V153H80L82 147L80 146V144L77 140H74V139L70 140V138H69V139H67ZM90 142H91V145L94 146L93 142L92 141H90ZM52 146H54V148ZM28 148H29V150H28ZM42 148H43V150H42ZM57 148H59V149H57ZM26 150H28V151H26ZM34 152H36L37 156L34 154ZM50 153L55 154V156H51ZM25 154H27L28 156ZM62 154L64 155V153H62ZM38 155H40V156H38ZM16 158H17V156H16ZM36 158H38V161ZM89 161L91 164L95 163L97 165V162L94 161V159L92 160L91 157H89ZM47 167H49V168H47ZM80 179H82V180L80 181ZM91 181H92L91 186L93 188L90 187ZM25 184L27 185L28 188H24V187H26ZM23 185H24V187H23ZM21 186L23 187L24 190L22 189ZM77 192H78V194H77ZM103 192H104V194H102ZM103 196H105V197H103ZM100 197L104 198L105 200L100 198ZM42 200H44V201H42ZM63 203L66 207H64ZM54 204H56L57 207L54 206ZM47 205H49V206H47ZM121 205H123V206H121ZM44 209L48 210V211L46 212ZM45 212L46 213L51 212V213L48 215ZM122 216H124L125 218ZM45 218H47V219H45ZM41 219H42V221H41ZM25 221L26 220H24L23 226H24L25 232H26L27 227H29V225ZM121 224H123V225H121ZM50 225H51V227L52 226L55 227V228H53L55 230V232L53 229L50 228ZM119 227L121 229H119ZM113 229H115L114 230L115 232L113 231ZM122 229H123V231H121ZM81 230H83V231L81 232ZM49 231H51L50 232L51 235H49L50 234ZM67 231H68L69 235L71 234L70 236L67 234ZM66 235H68L67 239L65 237ZM98 235L101 237H99ZM68 237H69V239H68ZM80 238H82V239H80ZM30 241L33 242L34 240H30ZM57 243H60V244H57ZM73 243L76 245H74ZM96 243H97V245H96ZM109 243H111V245ZM66 244L68 245V247ZM118 244H120V245H118ZM77 245L79 247H77ZM85 245L86 246L88 245V246L85 247ZM112 245L114 246L113 248L111 247ZM72 246H73V248H72ZM62 247H67L68 249L62 248ZM76 247H77V249H76V253H75ZM88 247L94 252H92V251L90 252V249ZM52 248H54L55 250ZM94 248H96L97 250ZM71 249H73V250H71ZM119 250L122 252H120ZM72 251L74 254H71ZM78 251L81 252L82 255H79L80 253ZM86 252H88V253H86ZM49 253H50V255H49ZM64 253H65V255H64ZM47 255H49L50 257ZM83 255H84V258L82 257ZM86 255H88V256H86ZM95 257H97V259ZM107 257H109V258H107ZM109 261H110V263H109Z\"/></svg>","mask_w":264,"mask_h":264},{"label":"water","instance_id":"4","mask_svg":"<svg viewBox=\"0 0 264 264\" xmlns=\"http://www.w3.org/2000/svg\"><path fill=\"white\" fill-rule=\"evenodd\" d=\"M54 90V89H53ZM39 93H41L40 91H39ZM42 94V93H41ZM41 103V102H40ZM38 106L40 107V104L38 103ZM38 107V108H39ZM41 113V112H40ZM42 115L43 116H45V117H47V118H49L50 117V115H48L47 113H45V112H42ZM36 121H37V116L35 115V116H33V120H32V122H31V126H32V135L34 136V135H36ZM64 131H65V133L67 134V135H69L70 136V134L68 133V129L67 128H65L64 127ZM74 136V135H73ZM71 139V138H70ZM68 144V146L72 149V145H70L69 143H67ZM75 153V152H74ZM77 156H78V153H77ZM79 157V156H78ZM129 229L131 230V228L129 227ZM133 233V232H132Z\"/></svg>","mask_w":264,"mask_h":264}]
</instances>
